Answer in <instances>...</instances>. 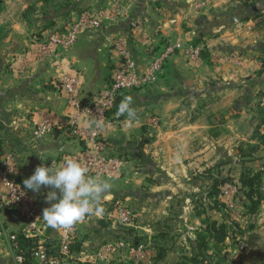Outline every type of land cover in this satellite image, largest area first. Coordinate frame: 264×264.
<instances>
[{
    "label": "crops",
    "instance_id": "obj_1",
    "mask_svg": "<svg viewBox=\"0 0 264 264\" xmlns=\"http://www.w3.org/2000/svg\"><path fill=\"white\" fill-rule=\"evenodd\" d=\"M74 3L71 7H81L80 14L92 11L102 17L104 27L85 31L73 46L52 57L41 55L39 39L65 28L73 19L74 11H67L70 6L10 22L0 53V165L13 163L23 184L38 166L60 167L67 159L80 161L86 145L71 123L89 129L92 119L74 107L60 82L77 76L79 99L88 106L111 82L119 62L117 42L128 43L140 72L167 42H180L183 49L171 56L155 85L120 97L119 103L125 96H133L136 121L129 123L117 112L107 118L104 140L108 151L125 154L129 160L118 172L99 176L112 185L102 201L105 210L78 223L75 243L60 264H134L126 256L120 259L102 253L117 233L108 220L112 213L104 205L109 200L124 205L133 202L139 213L131 233L136 245L152 249V258L140 259L139 264H192L190 259L209 220L223 223V216L213 218L217 211L203 200L209 170L239 168L240 141L246 140L241 124L252 114L246 108L255 104L257 90L264 91V0ZM191 47L202 49L196 62L186 53ZM258 99L263 107L264 95ZM259 166L264 171V162L250 167ZM51 190L27 191L44 210L50 207L46 197ZM149 200L152 214L147 222L144 213ZM24 230L22 217L0 206V264H17L12 237ZM59 239L60 229L43 220L37 241L53 244L57 249L53 253L64 258ZM231 242L228 237L223 253L231 251ZM239 249L238 255L244 248Z\"/></svg>",
    "mask_w": 264,
    "mask_h": 264
},
{
    "label": "built area",
    "instance_id": "obj_2",
    "mask_svg": "<svg viewBox=\"0 0 264 264\" xmlns=\"http://www.w3.org/2000/svg\"><path fill=\"white\" fill-rule=\"evenodd\" d=\"M90 12L81 14L78 19L68 27L64 34L56 33L51 35L48 40L40 43L39 50L43 57H52L57 55L60 50H67L73 46L85 31H94L102 29V17L93 15ZM119 55V62L115 67L111 82L107 89L98 93L91 105L85 106L79 99L80 81L78 77H67L60 82V88L68 97L69 101L81 113L88 114L91 119H103L105 125H108L107 118L111 116L115 110L117 100L123 96L125 92L135 91L155 85L171 56L182 50L180 42L166 43L163 49L153 55L149 64L144 71L140 72L138 65L129 49L126 41H119L115 44ZM191 62H196L201 58V48H188L186 50ZM72 126L77 128L75 135L81 139L86 145V150L81 156V163L89 169L90 176L112 175L118 172L125 164V158L113 155L108 151V143L104 140V129L95 130L93 133L92 126L89 129H81L77 126V122L72 121ZM153 124H157V120H153ZM109 152V153H108ZM123 158V161H122ZM13 162V161H12ZM0 206L5 211L18 213L25 224V230L22 236L36 240L35 247L27 261L23 251L21 250L19 237H12V249L17 264H60L61 260H65L70 254L71 247L77 238L78 223L70 228L60 229L59 248L60 258L51 252L46 244L37 241L40 234V226L43 221V210L37 197L31 196L24 189L23 184L19 180L16 168L13 163L5 162L0 165ZM122 221L128 224L133 219L132 212L127 208L120 210ZM124 240L109 243L103 247L104 254L111 255L120 250L127 248ZM135 254L144 256L145 251L149 253L144 246L134 249ZM143 259V257L141 258Z\"/></svg>",
    "mask_w": 264,
    "mask_h": 264
},
{
    "label": "rangeland",
    "instance_id": "obj_3",
    "mask_svg": "<svg viewBox=\"0 0 264 264\" xmlns=\"http://www.w3.org/2000/svg\"><path fill=\"white\" fill-rule=\"evenodd\" d=\"M75 0H0V3L3 6V10L0 13V53L5 49V39L7 38L9 34V28L11 27L10 22L11 20L15 18H26L32 19L35 18V16H38L42 12H60L61 10L66 9L70 6V9L67 11H74L73 12V19L65 26L63 30H56L54 32L48 33L45 37L42 36V39L40 40V43L44 42V40H48L50 36L56 33H62L64 34L66 30H68V27H70L71 24H73L78 17L81 16L80 12L81 7L75 6V9L72 8V4ZM85 7L86 5L83 4ZM41 6V7H40ZM38 10V14H36V10ZM74 9V10H72ZM83 9H85L83 7ZM48 10V11H47ZM79 10V11H78ZM93 14L94 12L90 11L89 14ZM16 14V15H15ZM91 31V30H89ZM84 33V32H83ZM82 33V34H83ZM37 36H34L36 38ZM4 44V45H2ZM70 48V47H69ZM59 52H62L61 50ZM57 52V53H59ZM148 88V87H147ZM146 89V88H143ZM141 90V89H139ZM263 89L256 91V101L254 105L248 106L249 108H246V110H251L252 114H247V121H244L241 124V131L244 133V137L246 140L240 141V151L237 158H239V168L236 167H224L223 169H215V170H209V175L207 179V185L206 189L203 190L205 192V196L207 195V199L204 196V201L207 204V207L211 210L217 211L215 207H217L218 210H222V213L218 212L213 213V218H220V214L223 216V222H228L233 225L236 223L239 225H242V229L246 230L250 226V224H253L255 229L252 231H247L244 237L239 236L237 238H234L231 242V251L227 250V264H264V200L262 201L261 207L259 208V211L256 215L253 217H247L245 216V208L244 204H247L248 201L246 199V193L248 191L247 188L243 187V167L247 166L250 167L251 163H258L262 164L264 162V101H263V107L260 106L258 96L264 95V91H261ZM132 92V91H129ZM126 93V92H125ZM247 107V106H246ZM253 116V117H251ZM250 118H252L250 120ZM252 141V142H251ZM251 142V143H250ZM125 158V163L129 160L127 155H123ZM224 163L228 162L226 157L223 159ZM123 161V158H122ZM125 165V164H124ZM252 168V167H250ZM253 172H261L262 173V188L264 190V171L261 169V167H254L252 168ZM221 175L222 179L221 182L223 184L219 185L218 189L220 190V193L218 195V203L214 202V199L208 198V194L211 192V186L214 181V179ZM149 178H147L148 181ZM20 180V177H19ZM150 180V179H149ZM230 180V181H229ZM22 182V181H21ZM150 182V181H148ZM150 185V183H148ZM150 190V186H145ZM256 197V196H255ZM264 197V196H263ZM122 202L118 201H107L104 205L108 208V213H112L108 220H112L113 224L117 227V230L119 228L130 230L134 227V225L138 222L139 213L135 210V206L133 202L129 203L130 205H124ZM152 202L148 201V211L144 213L145 215V221L150 222L151 220V209ZM41 205V204H40ZM226 205V207H224ZM122 208L129 209L133 214V219L128 224H125L122 221L120 210ZM262 214L261 218L260 215ZM147 216V217H146ZM220 220V219H219ZM209 222H214L213 220H209ZM260 222V223H259ZM130 240H133L135 244L130 242L129 240H125L126 244L128 245L126 249L120 250L118 252H115L114 254H111V256H121L120 259H123L124 256H126V260L128 263H134L139 264L138 260H140L142 257L146 260H149L152 258L151 254H148L147 251H145L144 256H137L135 253V248H138L140 246L144 245H136V237L133 234H129ZM257 236L258 239H255ZM252 237V238H251ZM132 238V239H131ZM112 242H116L115 239L111 240ZM242 246L244 248L243 251L239 253V248ZM146 247L148 250H152L150 248ZM102 253L104 255V250H102ZM225 253V252H224ZM126 254V255H125ZM137 261V262H134Z\"/></svg>",
    "mask_w": 264,
    "mask_h": 264
},
{
    "label": "clouds",
    "instance_id": "obj_4",
    "mask_svg": "<svg viewBox=\"0 0 264 264\" xmlns=\"http://www.w3.org/2000/svg\"><path fill=\"white\" fill-rule=\"evenodd\" d=\"M133 103V96L127 95L118 105L117 115L126 116L129 123L138 118ZM90 124L93 133L106 127L103 119H93ZM38 156L42 159L41 155ZM88 173L89 169L80 161L67 159L60 167L38 166L34 174L24 180V189L35 193H39L42 187L52 189L46 197L50 207L45 208L42 214L49 227L67 229L104 212L102 201L110 194L112 185Z\"/></svg>",
    "mask_w": 264,
    "mask_h": 264
},
{
    "label": "trees",
    "instance_id": "obj_5",
    "mask_svg": "<svg viewBox=\"0 0 264 264\" xmlns=\"http://www.w3.org/2000/svg\"><path fill=\"white\" fill-rule=\"evenodd\" d=\"M46 1V0H45ZM3 10V6L0 3V13ZM120 98L117 100L115 110L112 111V113L117 112V108L119 105ZM120 157H123L124 154H117ZM243 187L247 188L248 191L246 193V199L248 201L247 204H244L245 208V216L247 217H253L256 215L259 211V208L261 207L262 201L264 200V190L262 188V173L261 172H253L252 168L244 166L243 167ZM221 175L217 176L211 186V192L208 194V198L214 199V202L219 204L218 201V195L220 193V190L218 189L219 185L223 184L221 182L220 178ZM230 181V180H229ZM256 196V197H255ZM226 207V205L224 206ZM215 209L221 212L222 210H218L217 207ZM255 227L253 224H250L248 229L243 230L242 226L239 224H231L228 222H223L222 224H218L217 222H208L207 225V231L205 234H202L199 236L198 244L195 249V253L193 254V257L190 259V262L192 264H227V255L226 253H223V250L225 248V241L229 237L232 239L237 238L239 236L244 237L246 232L254 230ZM132 234L130 230H125L119 228L116 233L115 241L118 240H129L133 244L134 241L130 240L129 237ZM255 239H258L257 236H253ZM252 238V237H251ZM132 239V238H131ZM19 242L21 246V250L23 251L27 261L30 259V255L35 247L36 240L26 238L22 235L19 236ZM52 244V243H51ZM48 248L51 252H56V248L52 244V246L48 245ZM212 252V254H210Z\"/></svg>",
    "mask_w": 264,
    "mask_h": 264
},
{
    "label": "water",
    "instance_id": "obj_6",
    "mask_svg": "<svg viewBox=\"0 0 264 264\" xmlns=\"http://www.w3.org/2000/svg\"><path fill=\"white\" fill-rule=\"evenodd\" d=\"M242 246H240V248H241Z\"/></svg>",
    "mask_w": 264,
    "mask_h": 264
}]
</instances>
